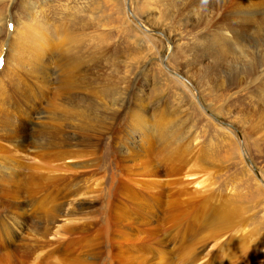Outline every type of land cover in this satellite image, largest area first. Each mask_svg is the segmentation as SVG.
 Returning a JSON list of instances; mask_svg holds the SVG:
<instances>
[{
    "label": "rangeland",
    "instance_id": "1",
    "mask_svg": "<svg viewBox=\"0 0 264 264\" xmlns=\"http://www.w3.org/2000/svg\"><path fill=\"white\" fill-rule=\"evenodd\" d=\"M198 1L0 0L1 132L49 110L84 157L66 163L99 161L72 174L57 139L31 155L0 142V264H264V0ZM239 10L251 61L214 27ZM50 48L65 60L35 80ZM134 102L156 130L134 126Z\"/></svg>",
    "mask_w": 264,
    "mask_h": 264
},
{
    "label": "bare ground",
    "instance_id": "2",
    "mask_svg": "<svg viewBox=\"0 0 264 264\" xmlns=\"http://www.w3.org/2000/svg\"><path fill=\"white\" fill-rule=\"evenodd\" d=\"M171 1V0H170ZM187 1V0H186ZM229 1V0H228ZM185 2V1H184ZM188 4L186 5V9L187 10H192L193 9V7H196L197 6V4H198V0H188ZM180 5V4H179ZM176 7V6H175ZM192 8V9H191ZM198 9V8H197ZM226 11H228V10H226ZM239 11H241V10H239ZM230 12V11H229ZM242 12V11H241ZM225 13V12H224ZM227 13V12H226ZM232 13H233V11H232ZM216 16V15H215ZM218 16V19L221 17V15H217ZM217 16L215 17V18H217ZM220 16V17H219ZM233 16H234V13H233ZM244 17V19L243 20H247V21H249V22H253V17H251V16H249V14L248 13H246V12H242L241 14H237V17H233V18H231V17H228L227 16V14H223V18H224V20L223 21H221V22H218L217 24L215 23V25H214V27L215 28H217L220 32H221V34L222 35H224L227 39H228V41L229 42H231V44H233V47L234 46H236V47H238L241 51H242V53L241 52H237L236 54L238 55V57H241L242 55H245V56H247L248 57V61H251V57H249V55L247 54V50L249 49V43L247 42V40H246V38H244L243 37V30H242V28L241 27H239V24L237 23V20L238 19H241L242 20V18ZM220 19H222V17L220 18ZM240 20V21H241ZM204 22V21H203ZM242 22H245V21H242ZM204 23H206V22H204ZM204 23H202V24H204ZM238 24V25H237ZM18 25V24H17ZM211 25V24H210ZM244 25H246V24H244ZM28 26V25H27ZM27 26H25V27H27ZM205 29H207V30H209L210 29V26H209V24H206L205 25ZM206 31V30H205ZM212 31H213V29H212ZM18 32H19V28L18 27H16L14 30H13V33L11 34V39H12V42L13 43H11V46L10 47H13V48H17L18 49V54H17V52H16V50L14 49H12V51H11V53H13V55L15 54V56H14V59L13 60H11L12 61V63H13V65H14V67L16 68L17 66H18V62L19 61H17L16 60V58H17V56L21 53L20 52V50H22V48H23V50L25 49V47H24V45L20 42V40H18ZM215 33V32H214ZM213 33H211V32H206V33H204L201 37H199V38H201L200 39V41H202V44H204L205 43V40H206V37H208V36H210V35H212ZM35 35V33H33V35L32 34H30V36L31 37H37V36H34ZM47 35V36H46ZM49 34H47V33H45V35H43V36H46L47 37V40H50V35L48 36ZM42 36V37H43ZM44 38V37H43ZM44 40V39H43ZM16 43H17V45H16ZM196 44V43H195ZM208 45H210L209 43L207 44V46ZM42 47V46H41ZM45 48H47V47H45ZM187 49V48H186ZM210 49V52L209 53H212L213 52V50H214V46H212V47H210L209 48ZM57 50H58V48H57ZM59 50H60V48H59ZM202 50V49H201ZM209 51V50H208ZM229 51V49H228V47H226L225 48V46H224V44H222V43H219L218 45H217V50L214 52V57L213 58H218V55H226V54H228V53H226V52H228ZM249 51V50H248ZM43 52H44V54L41 56V58L40 59H37V58H34L31 62H29V64H32V65H35L36 67L38 66V69H36V70H33V72H32V74H34V79L36 80V79H38V75L36 76V73H38V72H40V69H46V70H48V62H50V60L51 61H55V60H58L59 58L60 59H62V61L63 60H65L64 58V55H62V54H57V53H54V51H53V49L51 50V48L50 49H46V51H44L43 50ZM205 52H207L206 50H203V55H200V54H196L193 58H194V60H191V61H193L192 63L193 64H200L201 62H202V60H203V57H205L204 55L205 54H207V53H205ZM251 52V51H250ZM249 52V53H250ZM185 53L187 54V52H183V54L185 55ZM200 53V52H199ZM244 53V54H243ZM188 56V55H187ZM67 57V56H66ZM210 57H212V56H210ZM224 57V56H223ZM13 58V57H12ZM11 58V59H12ZM46 58V59H45ZM231 58H236L235 56H233V57H231ZM21 59V58H20ZM48 59V61H46ZM79 60H80V58H79ZM253 60V59H252ZM11 63V64H12ZM236 63V62H235ZM81 66V65H80ZM19 67V66H18ZM34 67V66H33ZM35 68V67H34ZM45 71V70H44ZM61 71V70H60ZM64 74H66L64 71L58 76L59 78H60V83H61V89H69V88H72V87H74V86H76V84L74 83V82H72V78L68 75V76H64ZM4 77V76H3ZM2 79V77H0V80ZM41 80V79H40ZM17 81V80H16ZM81 82V81H80ZM130 83V82H129ZM79 84V83H78ZM130 85V84H129ZM127 88V89H126ZM122 90H123V92L124 91H126V90H128V87L127 86H124L123 88H122ZM70 93V92H69ZM135 95H138L137 94V91H135L134 92V96ZM141 102H142V99H141ZM59 103V102H58ZM136 105H135V109H134V111H133V114L136 116V121L134 122L135 123V125L134 126H138V125H141V124H143L144 125V128L145 129H143L144 131H148L149 133H150V131H151V129H155L156 127L153 125V124H151V122L152 121H147V117H148V111H147V108H145L142 104H140V102L139 103H136V102H134ZM120 107V109L121 108H123V106H124V104H122V105H119ZM67 108V107H66ZM69 109H71V107L69 108ZM65 110V109H64ZM21 111V110H20ZM123 111V110H122ZM14 115V114H13ZM53 113L51 112V111H49L48 110V112H46V111H43V112H40L39 113V115H37V117H33L34 115H31L30 116V118L28 119V120H33V118H35V119H40L39 121H40V123H41V125L39 126V127H37V125L36 126H33V128H32V131L33 132H29V135H27L26 134V130H25V128L23 127L21 130H20V132L18 131V129H16L15 127V129L12 127V125H10V122H9V119L8 120H6L5 119V121H4V119H3V123H1V125H3L2 126V132H1V129H0V142L1 141H6V142H9L12 146H14L15 147V149H17L16 151H18L19 153H23L24 152V154L26 155V154H29V155H31V153H32V151H36V150H43V149H45V147H46V145H47V142H48V139L49 140H51V139H57L58 140V142H59V146H58V149H60L59 150V152L57 153L58 155H59V157L58 156H54V157H56L55 159H57V161L59 162L58 164H60L61 163V165H62V163L64 164L63 165V169L66 171H70L71 172V170H76L75 172H73L72 171V174L74 173V174H76V172H78L77 171V168L76 167H79V169H91V168H94V164H95V161L97 160L96 158L95 159H92V160H90L93 156H95V155H93L92 157H90V161H88V162H79L82 158L84 159V157L82 156V158L79 160V159H77V158H74V157H76L75 156V153L78 151H76L74 148H75V146H78V143H73L69 138H65V137H63V139H65V141L64 142H62V141H60L59 140V138H58V134H59V132H61L60 131V129L58 130L57 128H55L54 126H53V124H52V122L51 121H53L54 120V118H53ZM20 119V118H19ZM33 123H34V121H32ZM38 123V122H37ZM18 124V123H17ZM15 126V125H14ZM18 126V125H17ZM71 126V125H70ZM35 127H37V128H35ZM1 128V127H0ZM30 128V127H29ZM68 128V127H67ZM87 129V128H86ZM84 130V129H83ZM156 130V129H155ZM91 132V131H90ZM41 133H43V134H45L46 136L45 137H43V136H41ZM92 133V132H91ZM61 134V133H60ZM75 135H76V132H75ZM61 138V137H60ZM84 138V137H83ZM78 139V138H77ZM85 140V139H84ZM81 141V140H80ZM76 142V141H75ZM79 142V141H78ZM8 143V144H9ZM89 143V142H88ZM5 145V144H4ZM83 145V144H82ZM85 146H86V142H85V144H84ZM3 145H1L0 144V147H2ZM84 147V146H83ZM92 148V147H91ZM86 149H88V148H86ZM48 150H50V148L48 147ZM53 151V150H52ZM131 152L129 153V156L128 157H130V156H133V157H138V153H136V152H134L133 150H130ZM5 152V151H4ZM7 152H10L11 154H13L14 153V151H13V153H12V151L11 150H7ZM88 152V151H87ZM86 151H84V150H81L80 149V151H79V154H81V155H83V154H85V153H87ZM124 152L123 151H121L120 153H119V156H121L122 154H123ZM11 154H10V156H11ZM50 155H51V153H49ZM78 154V153H77ZM91 154H93V153H91ZM15 156L17 157V155L15 154ZM86 157L88 156L89 157V155H85ZM21 157V156H20ZM19 157V158H20ZM52 157V156H51ZM78 157V156H77ZM79 157H81V156H79ZM95 157H97V155L95 156ZM128 157H125V159H127ZM6 158V157H5ZM5 158H3V160H5ZM14 158V157H13ZM72 158H74V160L75 159H77V160H79L78 162H79V164H71L70 165V163L69 164H67L66 163V160H71ZM11 159H12V157H11ZM10 159V160H11ZM53 159V158H52ZM52 159H51V161H52ZM76 160V161H77ZM6 162H8L7 161V159L5 160ZM15 161V160H14ZM19 161V160H18ZM63 161V162H62ZM73 161V160H72ZM82 161V160H81ZM98 161V160H97ZM75 162V161H74ZM99 162V161H98ZM56 164V163H55ZM98 164V163H97ZM6 165H8V163L6 164ZM60 165V166H61ZM53 166L55 167V165L53 164L52 165V167H50V168H53ZM60 166H57L56 165V167H59V169H61L60 168ZM48 168V167H47ZM49 168V169H50ZM45 169H46V167H45ZM56 169H58V168H56ZM58 169V170H59ZM34 172V171H33ZM37 172V171H36ZM51 172H52V170H51ZM54 172H57L56 170L54 171ZM59 172H60V170H59ZM64 172V171H63ZM62 172V173H63ZM130 172V171H129ZM69 173V172H68ZM130 173H132V172H130ZM78 174V173H77ZM34 175V174H33ZM57 175H59V174H57ZM69 175V174H68ZM257 177H259V180H261L263 183H264V179H263V177H262V175L258 172L257 174ZM74 177L76 176V175H73ZM169 176V175H168ZM171 176V175H170ZM39 177V176H38ZM32 178V177H31ZM34 179V178H33ZM38 179V178H37ZM73 179H75V178H73ZM32 180V179H31ZM162 180V179H161ZM167 180V179H166ZM56 181V180H55ZM54 181V182H55ZM168 181V183L169 182H171L172 181V179L170 178L169 180H167ZM57 182V181H56ZM60 182V181H59ZM150 182H152V181H150ZM154 182V181H153ZM152 182V183H153ZM68 183H71V182H68ZM156 183V182H155ZM60 184H61V182H60ZM74 184V183H73ZM167 184V183H166ZM71 185H72V183H71ZM160 185V184H159ZM168 185V184H167ZM163 186V185H162ZM158 187V186H157ZM32 188H34V187H32ZM35 189V188H34ZM158 189V188H157ZM23 190H25V188L23 189ZM23 190H21V191H23ZM27 191V190H26ZM29 191V190H28ZM30 191H32V190H30ZM29 191V192H30ZM33 191H35V190H33ZM64 191V190H63ZM213 191V190H212ZM16 192V191H15ZM58 192V191H57ZM14 193V192H13ZM23 193H24V191H23ZM31 193V192H30ZM59 193V192H58ZM61 193V192H60ZM59 193V194H60ZM22 194V193H21ZM212 194V193H211ZM23 195V194H22ZM21 195V196H22ZM27 195V194H26ZM30 195H33V193L32 194H30ZM66 196H67V194H65ZM65 195H63V197L65 196ZM28 196V195H27ZM59 196V195H58ZM62 197V196H61ZM25 198V197H24ZM65 198V197H64ZM41 226V225H40ZM41 229H42V227H41ZM45 229V228H44Z\"/></svg>",
    "mask_w": 264,
    "mask_h": 264
},
{
    "label": "water",
    "instance_id": "3",
    "mask_svg": "<svg viewBox=\"0 0 264 264\" xmlns=\"http://www.w3.org/2000/svg\"><path fill=\"white\" fill-rule=\"evenodd\" d=\"M255 170V173L257 174L258 173V170L254 169Z\"/></svg>",
    "mask_w": 264,
    "mask_h": 264
}]
</instances>
